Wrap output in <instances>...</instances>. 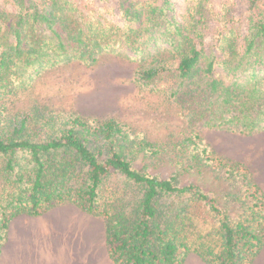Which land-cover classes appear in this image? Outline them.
<instances>
[{"label": "trees", "instance_id": "16d2710c", "mask_svg": "<svg viewBox=\"0 0 264 264\" xmlns=\"http://www.w3.org/2000/svg\"><path fill=\"white\" fill-rule=\"evenodd\" d=\"M114 1L121 22L88 13L77 0L0 4V107L46 68L91 67L112 55L142 64L141 82L165 81L163 92L186 113L188 126L244 137L264 131V0H247L244 35L230 27L207 47L200 32L207 0H196L197 17L187 8L188 28L176 21L174 0ZM124 129L111 119L0 114V250L13 219L72 205L103 220L113 264H184L190 254L206 264L252 263L264 245V194L251 176L241 179L253 219L231 223L199 188L133 169L135 155L160 152L131 141ZM184 142L199 146L200 136ZM200 151L213 167L229 169ZM194 210L219 217L217 225L206 229Z\"/></svg>", "mask_w": 264, "mask_h": 264}, {"label": "rangeland", "instance_id": "374dc122", "mask_svg": "<svg viewBox=\"0 0 264 264\" xmlns=\"http://www.w3.org/2000/svg\"><path fill=\"white\" fill-rule=\"evenodd\" d=\"M77 2L88 13L94 11L107 20L121 22L114 0L106 4L98 0ZM173 3L176 21L188 28L192 20L186 11L188 7L192 10L196 0H174ZM0 4L5 8V0H0ZM246 4L247 0H207L204 3L206 23L200 32L205 47L230 27L236 34L244 35ZM191 12L197 17L196 11ZM168 60V66H175V59L169 57ZM141 65L106 55L91 67L70 63L46 68L32 78L25 89L1 102V117L8 120L26 113L33 116L43 113L54 120L70 116L114 120L125 127L124 132L131 141H145L159 148L156 158L147 152L135 155L131 160L133 169L160 179L175 177L178 187L199 188L214 200L231 223L252 220V202L244 194L245 183L241 178L250 175L252 184L264 194V131L244 137L224 130L199 128L198 124L188 126L186 113L169 98V93L163 92L165 81L138 80ZM195 133L200 136L199 146L184 142ZM202 149L209 156L222 158L229 169L213 167L200 155ZM196 162L200 165L196 166ZM230 172L233 175L230 176ZM51 212L67 218L64 224L68 228L66 232L69 230L71 234L70 238L66 235L65 243L59 248V264H113L105 248L101 218L85 215L72 205L57 207ZM194 215L208 230L219 220L203 210H194Z\"/></svg>", "mask_w": 264, "mask_h": 264}, {"label": "crops", "instance_id": "0c3cea01", "mask_svg": "<svg viewBox=\"0 0 264 264\" xmlns=\"http://www.w3.org/2000/svg\"><path fill=\"white\" fill-rule=\"evenodd\" d=\"M52 210L35 218L19 216L9 223L0 250V264H59V248L65 243L66 235L70 238L71 234L69 230L66 232L67 218ZM184 264L206 263L190 254ZM250 264H264V245Z\"/></svg>", "mask_w": 264, "mask_h": 264}]
</instances>
